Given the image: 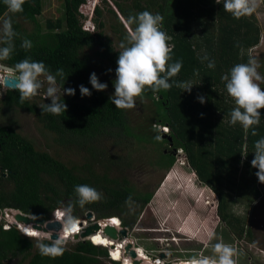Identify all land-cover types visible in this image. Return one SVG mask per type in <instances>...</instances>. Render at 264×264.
Listing matches in <instances>:
<instances>
[{
  "label": "trees",
  "instance_id": "trees-1",
  "mask_svg": "<svg viewBox=\"0 0 264 264\" xmlns=\"http://www.w3.org/2000/svg\"><path fill=\"white\" fill-rule=\"evenodd\" d=\"M86 1L61 0L63 16L56 20L47 19L44 29L38 20L42 14V0H26L24 11L18 14L9 13L0 0V18L9 13L13 29L19 34L14 39L11 59L4 62L14 66L30 58L43 62L53 74L63 68L67 76L63 89H75V95L61 97L67 110L60 116L42 113L41 106L50 104V100L19 103V93L15 90L7 91L0 100L2 109L19 108L39 115L44 127L57 136L56 142L90 153L93 161L105 157L98 147L108 136L127 142L133 139L141 143L152 141L157 146L164 143L172 145L174 153L169 150L159 154L156 165L161 170H169L176 162L175 151L183 150L200 180L218 195L221 220L241 236L245 232L244 221L232 214L231 204L244 200L245 194H238L239 197L229 203L230 196L226 191L232 192L237 188L241 192L242 186L250 182L249 178L258 181L257 169L251 166V161L255 142L264 138V109L260 110L259 125L254 126L257 136L246 133L239 123L230 125V112L235 104L228 96L226 82L221 77L230 73L236 64L248 62L250 56L247 51L260 44L259 27L247 17L234 19L223 10L224 1L104 0L101 9H94L96 26L94 31H90L84 27L82 21L86 17L80 12ZM143 11L164 17L161 31L171 37L169 45L175 46L170 63L182 61L180 73L169 82L190 81L194 85L188 92L173 83L168 91L156 94L146 91L139 97L152 101L157 109L160 128L170 129V134L164 135L160 131L156 137L134 132L127 111L115 108L108 93L109 83L95 71L107 63L109 70L115 72L121 51L119 44L127 35L120 15L125 20ZM103 14L114 20L110 26L117 43L106 31L107 20L96 17ZM18 19L34 22V30L22 28L16 21ZM198 27L199 36L194 32ZM25 38L32 42L30 50L21 48ZM205 54L215 61L214 69L207 67L208 61H201ZM197 70L199 75L194 74ZM92 73L96 74L99 82L108 85L105 91L92 89L89 82ZM80 85L88 88L91 95L81 97ZM199 97L204 98L203 104ZM86 168V175L80 176L77 168L69 167L47 152H37L14 127L0 123V212L14 209L49 221L52 213L61 207V202L67 204L76 199L75 186L86 184L101 193L102 199L84 208L77 205L74 216L82 217L88 212H93L98 219L117 216L122 227L133 228L138 212L152 201L153 193L137 191L126 179L119 181L109 177L107 168L102 174L90 171L89 163L83 165V169ZM254 187L257 189L256 182ZM256 189L250 196L252 200L261 197V192ZM247 233L251 236V232ZM31 249L30 239L16 228L6 232L0 226V264H23L27 260V264H97L101 257H108L106 249L89 241H79L70 248H64L63 255L56 258L42 256L39 249L30 253Z\"/></svg>",
  "mask_w": 264,
  "mask_h": 264
},
{
  "label": "rangeland",
  "instance_id": "rangeland-1",
  "mask_svg": "<svg viewBox=\"0 0 264 264\" xmlns=\"http://www.w3.org/2000/svg\"><path fill=\"white\" fill-rule=\"evenodd\" d=\"M42 1V14L38 17V20L40 26L45 29L46 20L61 18L63 10L61 0ZM219 1L223 2L224 0ZM95 3V8L102 7L104 0H95ZM95 8L85 4L81 12L87 17L86 22H92L96 26L94 21L95 11L93 10ZM8 16L9 13H5L0 18V25H2L3 19L8 18ZM96 17L107 20L108 27L106 31L117 43L118 40L112 34L110 26L114 20L109 19L107 14L97 15ZM247 18L259 27L261 40L257 47L248 50L246 54L258 61L260 66L257 71L261 76H264V4ZM16 21L27 31L34 30V22L24 19ZM207 22L211 21L208 20ZM194 32L195 35L199 36L200 27L195 28ZM0 47H3V45H0ZM95 71L100 78L109 83L108 93L112 96L114 94L115 72L109 71L107 63L102 68L95 69ZM258 83L264 89V82ZM47 86L45 82L42 87L43 93L33 97L30 101L34 103H41L42 100L49 101L44 96ZM4 92L5 90L0 88V100L3 98ZM126 111L135 133L144 134L148 137H154L155 135L156 137L161 131L162 128L157 123V109L150 99L138 97L136 98L135 108ZM0 123L3 126L14 127L17 133L33 144L37 152H47L69 167L77 168L76 171L80 176L86 175L87 168L84 170L83 165L89 163L91 165L90 171L95 174H102L104 169L107 168L109 177L116 178L119 181L126 179L130 186L137 191L153 193L152 201L140 210L141 213L139 212L134 227L129 231V239L133 241L134 246L141 248L152 257H158L164 249L167 250L166 254H170L164 261L169 259L171 262L200 253L212 255L211 249L205 248L203 243L208 231L211 230L216 234V239L212 240L211 243H217L222 238L224 243L236 248L237 255L234 257L236 264H264V184L255 181L254 178L253 180L249 178L250 182L242 186L241 192L237 188H234L232 192L226 191L230 196L229 203L237 199L238 194H245V196L241 195L245 198L244 200H238L237 203L233 201V204H231L232 214L244 221L245 232L239 236L221 220L218 213L220 204L218 195L215 194L212 187L200 180L189 164L183 150L175 151L176 162L169 170H161L156 165L159 154L162 151L168 152L169 150L174 153L168 143H161V146H157L158 144L156 145L152 141L141 143L132 139L127 142L122 141L121 138L118 139L116 136H108L102 142V146L98 147V150H102L101 152L105 157L103 156L102 160L93 161V158L90 159V153L81 152L76 146H62L56 142L57 136L44 127L39 115L19 108L2 109L0 104ZM116 141H118V144H115ZM255 182L257 189L254 187ZM254 189L261 192V197L252 200L253 197L250 196L254 194ZM86 214L79 218L85 217L86 220ZM0 215L4 216L10 224L15 221L14 217L10 215L4 213ZM2 225L9 226L5 221L2 222ZM114 225L118 227L117 222ZM10 227H16V225L12 224ZM159 229H162L163 232H154ZM165 230L173 233L169 235L170 233H164ZM188 231L191 234L187 233ZM248 231L251 232V236H248ZM74 238L75 236L73 240L63 242L62 247L70 248L76 242L82 241L81 238ZM172 238H175V241H171ZM29 239L32 243L30 253H35L38 250L37 243L39 241L34 237ZM41 239L49 241L42 237ZM169 240L170 242H168ZM106 250L107 253L110 252V248ZM141 253L143 254V252ZM110 258L101 257L97 264H115ZM27 261L23 264H27ZM123 261L127 260L124 259Z\"/></svg>",
  "mask_w": 264,
  "mask_h": 264
},
{
  "label": "clouds",
  "instance_id": "clouds-1",
  "mask_svg": "<svg viewBox=\"0 0 264 264\" xmlns=\"http://www.w3.org/2000/svg\"><path fill=\"white\" fill-rule=\"evenodd\" d=\"M216 2H218V0H216ZM3 3L7 6L9 13L18 14L24 11L23 5L26 3V0H3ZM85 4L91 5L88 0ZM262 4H264V0H224L223 10L230 13L234 19L239 20L242 17L251 16ZM92 6L95 8V0L93 1ZM120 17L124 22L127 35L119 44L121 51L119 52L116 61V78L113 82L114 94L110 98L115 108L120 110L133 109L136 106V98L142 97L146 91H151L153 94L161 91H168L172 88L173 83H175L176 87L190 92L191 88L194 86L190 81L169 82L173 77H176L180 73L183 64L182 61L179 60L170 63V61H172L171 52L175 46L169 45L168 41L171 37L161 31L164 17L159 13L152 14L148 11L129 16L125 20L121 15ZM82 22L85 25L89 23L86 22V19H83ZM18 35L19 34L13 29L11 16L3 19L2 25H0V45H4L3 47H0V88L5 90L3 97L7 91L15 90L19 93V103L23 104L26 100H30L38 94L43 93L42 90L39 93V90L46 82L48 86L44 96L45 99H49L51 103H43L41 106L42 113H50L56 116L64 114L67 110V105L63 102L61 97L62 95H75V89H63L67 77L63 68L58 69L55 74H53L43 62L32 61L30 58H25L14 66H10L4 62L11 59L15 49L14 39ZM32 46L30 40L26 38L22 40L21 48L24 50H30ZM201 61H208L207 67L209 69L215 68V61L210 60L207 54L201 57ZM259 66V63L255 58H250L247 63L236 64L231 68L230 73H226L221 77L222 81L226 82L225 87L228 96L235 104V107L230 112V120L228 123L232 126L239 123L243 130L246 133L250 132L252 136L258 135L254 126L259 125L261 120L260 110L264 109V89H262L260 83H258L264 82V76H261L257 71ZM194 74L199 75L198 70ZM6 80L15 81V87L13 89L6 87ZM89 82L92 89L98 92L105 91L108 87L106 83L99 82L95 73L90 75ZM79 91L81 97L91 95L89 89L83 85L79 86ZM199 102L203 104L205 102L204 98L199 97ZM162 129L161 131L164 135L170 134V129L169 133ZM170 147H172V145ZM251 166L257 169L256 176L258 181L264 184V138L257 140L254 144V158L251 161ZM74 193L76 196L74 201H69L67 204L61 202V207L55 210L51 215V220H55L61 225L59 235H57L56 239H52V232L45 233L35 231L32 228H25L24 233L17 225L16 227L11 228L10 226H12V224L1 215L0 226H2V230L6 232L16 228L27 238H37L39 241L37 247L42 256L52 258L60 257L64 253V248L62 247L63 242L73 240V237L78 235V233L75 235L72 234L62 241L60 238L61 232L64 234L75 233L78 231L79 222L86 221L84 219L85 217L77 218L73 215L75 207L78 205L80 208H84L86 205L96 203L102 199L101 193L86 184L75 186ZM129 199H131V197H129ZM13 211L17 214L22 213L21 211L12 209L0 212V214L4 213L5 215H8V212L12 214ZM88 213L92 214V219H96L97 222L95 223L98 224L99 221H117L119 223L118 231L122 228L127 229V240L132 243L134 249L136 248L133 241L129 239V231L132 228L128 229L122 227L120 219L117 216H113L116 218L108 217L98 219L94 213ZM87 215L88 214H86V218ZM3 221H5L6 224H9V226L2 225ZM15 221L17 222L16 219ZM81 224L82 229H84L86 226L93 223L89 222V225ZM31 225L32 224L28 226ZM159 231L163 232L162 229H159ZM164 233H170L169 235H171L173 232ZM41 237L49 240L50 243H44ZM214 239H216V234L209 230L206 239L203 240L205 248H210L212 255H204L203 253H200L198 255L171 262L169 259L164 261V259L170 255L169 253L166 254V249H164L158 257H152L148 253H145L144 250L143 252L150 259L151 264H236V260L234 259L237 255L236 248L230 244L224 243L222 238L219 242L213 244L211 241ZM82 241L89 240L88 238H85ZM171 241H175V238H172ZM89 242L92 245L97 246L91 241ZM168 242H170V240ZM117 245L120 246L121 243H118ZM97 247L108 249L106 246ZM136 250H138V248H136ZM136 253L138 254L137 251ZM162 254L164 257H161ZM110 256L111 253L108 251V257L110 258ZM157 258H159V260L155 262ZM128 259L131 258L128 257ZM137 259L140 260L139 257H137ZM111 260L115 264H121L119 261ZM141 262V264H143V261Z\"/></svg>",
  "mask_w": 264,
  "mask_h": 264
},
{
  "label": "water",
  "instance_id": "water-1",
  "mask_svg": "<svg viewBox=\"0 0 264 264\" xmlns=\"http://www.w3.org/2000/svg\"><path fill=\"white\" fill-rule=\"evenodd\" d=\"M89 3L92 2V0H88ZM15 81H7L5 82L6 87L13 89L15 87ZM42 88L39 90V93L41 92ZM171 141V139H170ZM87 217H90L92 219V214L88 213ZM15 219L17 222L30 225L33 224V227L41 232H52L53 236L52 239H56L57 235H59V231L61 229V225L56 222L55 220L45 221L42 218L36 217V216H30V215H24L22 213H18L15 216ZM80 235H76L74 239L81 238L84 240L88 236L99 233L101 230V226L98 223H93L89 225L88 227H85L82 229ZM103 234L108 236L109 238L113 239V241L116 242V245L120 242L123 243L124 241H127L124 250H123V256L124 257H130L133 260V264H141L142 262L137 259L138 254L136 253V250L132 247V243H129L128 239V230L125 228L120 229L116 232V229L110 226H107L103 229ZM63 241V240H62ZM116 245L112 247V249H116ZM161 257H164L162 254Z\"/></svg>",
  "mask_w": 264,
  "mask_h": 264
},
{
  "label": "bare ground",
  "instance_id": "bare-ground-1",
  "mask_svg": "<svg viewBox=\"0 0 264 264\" xmlns=\"http://www.w3.org/2000/svg\"><path fill=\"white\" fill-rule=\"evenodd\" d=\"M7 214L10 215L11 217H14L17 213L13 211L12 214L10 212H8ZM114 218H116V217H114ZM89 222L95 223V222H97V220L96 219H91L90 217H87L86 218V221L79 222V226H78V231L77 232L70 233V234H64V233L61 232L60 238L62 240H64L65 238H68L70 235H72V234L75 235L76 233H78V235H80L81 234V231H83L82 230V227H81L82 226L81 223H83V225H87V223H89ZM11 224H15V225L19 226V229L22 232H24V233H25V228H32L35 231H39V230H37V229H35L33 227V224L31 226H28L26 224L19 223L20 225H18L16 221H12ZM114 224L115 223H113V220H109V221H106V222L105 221H102V222L99 221V225L101 226L100 232L99 233H94V234L88 236L87 238L93 244H95L97 246H106L107 248H110V253H111V256L110 257L113 260H116V261H119V262L122 261L123 264H133V260L132 259H128V257H123V254H122V251L124 250V247H125L127 241H124L119 246V245H116V242L113 241V239H111L108 236H106V235L103 234V229L105 227H107V226H110V227L115 228L116 229V232H117L118 231V227L115 226ZM117 224L119 226V223L118 222H117ZM86 227H88V226H86ZM115 245H116V249H112V247H114ZM135 250H136V248H135ZM136 251L138 252V257H139L140 261H143L144 264L145 263L151 264L150 263V259L146 256V254L143 252V250L141 248H138V250H136ZM141 252H143L144 255ZM117 254H119V255H117ZM124 259H126L127 261H123Z\"/></svg>",
  "mask_w": 264,
  "mask_h": 264
},
{
  "label": "built area",
  "instance_id": "built-area-1",
  "mask_svg": "<svg viewBox=\"0 0 264 264\" xmlns=\"http://www.w3.org/2000/svg\"><path fill=\"white\" fill-rule=\"evenodd\" d=\"M83 10V6L80 8V12ZM81 13H83V12H81ZM84 14V13H83ZM85 28H86V30H95V25H94V23H91V22H89V23H87V25H85L84 26ZM171 46V45H170ZM163 129H164V131L165 132H167V133H169V128L168 127H163ZM161 253H162V251H161ZM157 260H159V258H157L156 260H155V262L157 261Z\"/></svg>",
  "mask_w": 264,
  "mask_h": 264
},
{
  "label": "snow or ice",
  "instance_id": "snow-or-ice-1",
  "mask_svg": "<svg viewBox=\"0 0 264 264\" xmlns=\"http://www.w3.org/2000/svg\"><path fill=\"white\" fill-rule=\"evenodd\" d=\"M113 223H116V221H115V220H113ZM117 255H119V254H117Z\"/></svg>",
  "mask_w": 264,
  "mask_h": 264
},
{
  "label": "flooded vegetation",
  "instance_id": "flooded-vegetation-1",
  "mask_svg": "<svg viewBox=\"0 0 264 264\" xmlns=\"http://www.w3.org/2000/svg\"><path fill=\"white\" fill-rule=\"evenodd\" d=\"M165 153H167V152H165ZM218 209H219V206H218ZM157 232H160V231L158 230Z\"/></svg>",
  "mask_w": 264,
  "mask_h": 264
},
{
  "label": "crops",
  "instance_id": "crops-1",
  "mask_svg": "<svg viewBox=\"0 0 264 264\" xmlns=\"http://www.w3.org/2000/svg\"><path fill=\"white\" fill-rule=\"evenodd\" d=\"M168 232V231H167Z\"/></svg>",
  "mask_w": 264,
  "mask_h": 264
}]
</instances>
